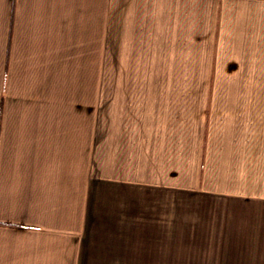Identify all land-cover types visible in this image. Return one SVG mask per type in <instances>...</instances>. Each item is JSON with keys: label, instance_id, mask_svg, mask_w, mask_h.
<instances>
[{"label": "crops", "instance_id": "obj_1", "mask_svg": "<svg viewBox=\"0 0 264 264\" xmlns=\"http://www.w3.org/2000/svg\"><path fill=\"white\" fill-rule=\"evenodd\" d=\"M211 7L0 0V264H264V0ZM209 33L225 97L97 84L194 74Z\"/></svg>", "mask_w": 264, "mask_h": 264}, {"label": "rangeland", "instance_id": "obj_2", "mask_svg": "<svg viewBox=\"0 0 264 264\" xmlns=\"http://www.w3.org/2000/svg\"><path fill=\"white\" fill-rule=\"evenodd\" d=\"M231 0H226V3H230ZM215 0H209V6L211 7V4L214 3ZM231 5H229V9H230ZM212 9V7H211ZM231 10V9H230ZM224 18H226L227 12L225 11L224 13ZM230 17V16H229ZM211 18H209L210 20ZM221 23L220 22V30L221 31ZM215 28L216 27V22L215 20L212 19V21L210 20L209 22V28ZM217 33V31H215ZM207 51H206V57L202 60H205L206 64H200V60L199 59H195L196 61H198V65L195 67V72L194 74H186V75H181V74H173V75H165V74H160V75H97L96 76V81L97 84H103L104 82H139V83H151V82H158V83H188L191 85H196V84H203V87L200 89V92L203 96H206L207 98H210V100H213L215 98H220V97H225L224 94L228 93L227 90H224L225 86L227 85V83H231V76L230 75H226V74H222L216 67V62H217V58H216V52L218 50V41L216 42V40L214 39V36L209 33L208 34V42H207ZM23 60H13L14 64H15V68L20 70V63ZM13 65V63H12ZM193 67V64H192ZM189 68V67H186ZM13 70V68L11 69ZM183 70V69H182ZM186 70H191L190 69H186ZM194 70V69H193ZM221 70V68H220ZM12 72V71H11ZM16 75L13 73L9 74V85L6 86V101L8 103V109H7V114H13L15 107L11 106V104H15L19 102V98L16 99V97H14V91H13V84L15 82V79L17 77H15ZM20 76V75H19ZM18 76V77H19ZM241 82L244 83L247 80L240 78ZM12 80V84L10 83V81ZM22 81V79H20ZM223 82H225V84H223ZM234 82V80H233ZM207 84V85H206ZM19 86V85H18ZM23 86V85H22ZM208 86V87H207ZM228 87V85H227ZM205 88V90H203ZM102 90H97V106L100 107V105L102 104V98H103V87H101ZM240 89V88H239ZM18 93V92H17ZM234 95H236V97H248L250 96V92L247 95H243L245 92L241 91L239 92V90L234 91L233 92ZM248 93V92H247ZM231 94V92H230ZM258 92L255 93L257 97ZM260 95V94H258ZM231 97V95H230ZM102 111V108H100ZM99 110V108H98ZM16 113H23V114H27V107L21 106L20 109L16 112Z\"/></svg>", "mask_w": 264, "mask_h": 264}]
</instances>
